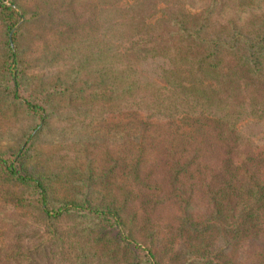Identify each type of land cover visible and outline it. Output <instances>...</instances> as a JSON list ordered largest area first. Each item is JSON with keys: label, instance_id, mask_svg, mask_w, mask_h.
Masks as SVG:
<instances>
[{"label": "rangeland", "instance_id": "1", "mask_svg": "<svg viewBox=\"0 0 264 264\" xmlns=\"http://www.w3.org/2000/svg\"><path fill=\"white\" fill-rule=\"evenodd\" d=\"M27 1L30 8L36 4ZM65 8L62 27L76 20L78 27L68 34L75 39L46 50V59L43 48L34 52L35 42L25 46V66L38 65L32 86L55 88L35 151L29 152L51 185L50 209L90 197L113 206L124 222L117 234L119 227L107 220L71 212L47 225L32 197L16 199L21 187L0 179V208L19 220L10 234L22 239L21 248L38 264H151L149 250L161 264H264V208L249 218L256 229L236 233L230 217L210 220L213 204L200 191L185 194L179 187L183 168L170 167L188 151L208 155L204 150L213 143L196 130L199 123L183 118L197 110L194 95L227 91L234 103L224 119L246 139L249 193L260 189L264 0H66ZM61 10L58 4L54 28ZM113 25L120 33L109 41ZM117 43L126 53L110 59L109 44ZM134 44L143 47L141 53L128 51ZM106 83L114 87L108 95ZM169 90L175 102L165 110ZM180 95L187 103L179 105ZM212 107L207 117L223 116ZM39 121L18 105L0 102V150L17 151Z\"/></svg>", "mask_w": 264, "mask_h": 264}, {"label": "trees", "instance_id": "2", "mask_svg": "<svg viewBox=\"0 0 264 264\" xmlns=\"http://www.w3.org/2000/svg\"><path fill=\"white\" fill-rule=\"evenodd\" d=\"M55 1V3H53V0L42 3L40 0H35L36 4L30 8L27 0H0V86L2 87L0 102L6 101L18 105L41 120L32 132L27 134L25 142L17 151L0 150V179L21 187V193L16 195V199L17 196H19V199L26 198L27 200L32 197V200L38 204L37 209L44 214V222L47 225L52 224L54 217H61L74 212L82 217L88 215L102 221L107 220L115 227H119L118 234L124 222L120 213L111 205L94 204L90 197L61 201L62 206L50 209L52 201L50 198L51 185L47 182L45 171L34 164L35 158L29 152V150L35 151L37 134L43 130L45 124L48 96L53 94L55 88H52L51 92H46L39 88V85L32 86L34 83L31 82V79L34 78V72L38 65L35 63L28 65V67L25 66V59L23 58L25 56V46L30 42H35L34 52L38 55L40 48H43L41 56L46 59V50L50 51L52 47L56 48L57 46L62 48L63 44H67V40L75 39L76 37L70 38L68 34L74 33L78 27H75L76 20L68 24L66 29L62 27V14L64 13L63 16L67 14L66 0ZM58 4L62 8V18L60 25L54 28V12ZM115 26L109 27L107 33L109 41L120 33V31H113ZM62 36L65 40H62ZM252 46L256 47L255 44H252ZM142 48L140 45L136 47L134 44L128 51H133L134 54L137 49H140L139 53H141ZM108 52V57L114 59V55L117 54L124 56L126 47L121 44L118 45V43L115 45L109 44ZM128 56L130 55L128 54ZM137 56H140V54ZM33 59L34 57L30 62L34 61ZM244 64V66L248 65L246 61ZM224 75L227 76V73ZM110 78L112 76L109 75L107 81L110 82ZM188 84H190V81H188ZM109 86L110 83H106L107 95L108 91L112 92V88H114H109ZM54 87L56 86L54 85ZM154 87L159 88L162 86H153L152 88ZM162 89L168 90L165 87ZM149 90L150 86L144 89L143 92L149 93ZM169 92L170 98L168 97V101L170 103L169 106L163 107L165 110L172 108L175 102L172 97L175 91H172V94L170 90ZM197 92L199 93L194 95V98L199 96L196 97L197 105H192V108L197 110H193L192 116L183 115V118L186 121L191 120L199 123L200 125L196 130H202L205 139L212 136L213 143L209 149L204 150L209 153L208 155L197 156L194 152L188 151V155L176 157L178 159L174 163H170V167L177 164L178 167L183 168V180L179 187H184L185 194L190 189L192 190V197L195 190L200 191V194L209 203L213 204L210 220L212 217L226 215L233 220L234 225L232 228L236 233H245L251 228L256 229L257 221L249 218L260 216L264 208V187L261 186V182L264 181L262 180L264 174L256 175L260 176L257 179L260 189L256 193H249L251 188L247 184V178L250 159L246 157L247 154L245 155L247 150L246 139L236 132L237 130L229 119H224L225 116L230 115L233 108L231 105L232 96L227 91ZM177 98L179 105L187 103V96L180 95ZM213 105L215 107L212 108L223 114V116H218L214 120L207 117L208 114L205 113L208 106ZM179 113L181 114V112ZM210 122H215V124ZM181 168H178L179 171L182 170ZM174 187L177 188V185L174 184ZM250 196L255 198V204L252 206H249ZM0 213L4 215V217H0V264H38L36 256L31 254L29 249L24 251L21 248L22 239L15 233L13 234L15 236L10 234L11 230L18 228L19 220L14 218V213L10 214L2 208H0ZM151 252L149 250L148 253L151 257V264H161L155 260V256Z\"/></svg>", "mask_w": 264, "mask_h": 264}]
</instances>
